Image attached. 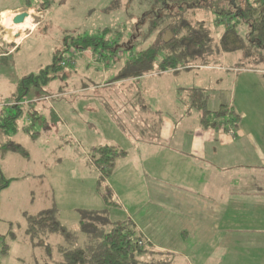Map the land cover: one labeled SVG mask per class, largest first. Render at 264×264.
I'll return each instance as SVG.
<instances>
[{
    "label": "rangeland",
    "instance_id": "1",
    "mask_svg": "<svg viewBox=\"0 0 264 264\" xmlns=\"http://www.w3.org/2000/svg\"><path fill=\"white\" fill-rule=\"evenodd\" d=\"M43 1L0 0V13L19 7L31 13L34 24L33 28L19 26L13 30L8 27L9 17L4 15L0 25V58L2 52L11 49L9 45H2V37L15 40L20 35L14 33H22L23 36L32 29L19 48L0 61V110L15 105L21 110L16 131L3 132L0 128V143L10 141L18 144L26 153L7 152L0 161V235L4 236L9 246L6 254H0V264H61L64 262L63 252L84 247L86 238L79 224L88 212L102 213L100 221H127L124 212L132 214L133 207L129 203L115 207L105 205L98 193L100 189L97 190L98 183L100 188H111L110 184L113 185L118 196L121 192L120 200L126 198L123 196L125 192L129 197H145L146 185L151 197H155V181H147L141 170L144 162L139 164L138 173H127L130 183L134 182L127 189L124 187L125 172L114 177L125 167V157L117 159L115 169L110 172L112 175L106 174L104 168L98 169L92 161V147L119 145L126 151L130 145H126L124 135L127 132L124 128L135 130L150 121L152 116L141 112L138 99L126 97L128 92L132 93L134 89L142 91L152 107L163 104L166 108V104L170 105L173 100L174 88L197 84L205 87L208 107L213 110L227 88L231 90L232 79H237L234 76L243 74L238 81L250 80V83L246 82L250 104L243 106L242 112L250 117L253 101L260 106L255 93L260 91L258 86L261 82H255L256 77L262 79L264 86V44L250 49V52L244 49L235 52L214 50L227 24L232 25L236 21L239 22L237 33L247 44L245 32L248 27L240 16L228 19L231 15L213 12L236 11L230 0H207L202 2L203 8H185L183 12L191 22L204 21L209 29L213 39L210 50L213 51L206 60L213 67H205L203 71L193 68L191 73L178 76L162 77L159 75L168 71L154 72L147 74L154 77L139 78L132 84L125 83V79L122 82L113 81L128 57L123 50L129 46L131 39L124 40L123 49L114 56L116 62L106 54L102 58L96 57L89 49L72 48L67 54L63 50L70 38L96 34L104 27L120 30L125 37H129L130 33L133 37L135 35L136 49H143L151 40H143L154 17L150 11L158 9L151 8L153 3H147V0H52L41 9L39 4ZM236 2L242 4V0ZM28 5L33 7L28 8ZM57 51L65 56L61 60V69L54 73V79L31 86L17 102L15 97L21 78L49 65ZM233 67L240 69L235 71ZM111 82L118 86H111ZM242 83L238 82L239 85ZM239 104L241 106L240 99ZM197 116V110H193L186 123L191 125ZM138 147L133 146L126 152L127 155L139 154ZM46 210L53 211L62 232L39 229L34 234L27 232L30 220ZM145 243L153 246L146 239L140 245ZM171 260L172 264H188L174 254ZM263 261L249 258L234 260V263L264 264Z\"/></svg>",
    "mask_w": 264,
    "mask_h": 264
},
{
    "label": "crops",
    "instance_id": "2",
    "mask_svg": "<svg viewBox=\"0 0 264 264\" xmlns=\"http://www.w3.org/2000/svg\"><path fill=\"white\" fill-rule=\"evenodd\" d=\"M22 10L16 7L1 12L0 25L4 15L12 21ZM31 32L32 29L23 36L14 33L21 36L15 40L2 37V45H9L11 49L2 52L0 61L15 52ZM193 68L205 70L203 66H191L159 76L186 75ZM242 75L234 76L237 79H232L231 90L227 88L222 102L219 99V104L233 108L240 115L239 126L229 127L231 130L202 129L198 116L191 125L186 123L190 114L185 113L182 103L186 95L180 88L198 87L197 84L174 88L173 100L166 108L163 104L152 107L139 90L130 91L126 96L140 95L139 110L152 117L135 130L124 128L126 145L130 146L126 151L115 146L125 152L139 146V154L126 153L125 167L114 177L125 172L124 187L129 189L134 182L130 183L127 173H138V167L144 162L141 169L144 177L155 181L156 189L155 197H151L146 185L145 197H129L125 192L126 198L120 200L121 192L118 196L110 184L115 200L119 206L129 203L133 207L132 214L124 212V218L133 222L139 234L156 248L173 253L188 264H235L234 260L239 259H264V86L262 79L256 77L255 82H261L260 91L255 93L260 106L253 101V111L247 117L242 107L250 104L246 84L250 80L238 81ZM150 76L153 75L139 78ZM139 78L124 81L132 84ZM127 104L130 106V102Z\"/></svg>",
    "mask_w": 264,
    "mask_h": 264
},
{
    "label": "trees",
    "instance_id": "3",
    "mask_svg": "<svg viewBox=\"0 0 264 264\" xmlns=\"http://www.w3.org/2000/svg\"><path fill=\"white\" fill-rule=\"evenodd\" d=\"M51 1L41 2L39 8L44 9L45 4H49ZM206 1L147 0V3H153L154 6L151 8L157 7L158 9L155 12L150 11L154 17L148 24L143 40L144 42L150 38L151 40L143 49H136L135 35L133 37L130 33L129 37H125L120 30L104 27L96 34L76 35L70 38L63 51L67 54L68 50L72 48L89 49L96 57L102 58L106 54L112 58L113 62H116L114 56L123 49L124 40L126 42L131 39L129 46L123 50L128 57L117 71L113 81L128 78L137 79L154 72L169 70L177 72L181 70L179 68L187 69L191 66L213 67L214 65L206 60V57L213 51L210 50L213 39L209 29L204 21L191 22L183 13L186 11L185 8H203L202 2ZM230 1L235 5L232 8H235L236 11L216 10L213 12L218 15H231L228 19L240 16L247 23L248 30L245 32L247 44L237 33L239 22L236 21L232 25L227 24L228 26L221 33L218 46L214 50L235 52L244 49L250 52L252 48L263 46L264 0H242L241 5L236 0ZM32 7V5H28V8ZM64 56L62 52L57 51L49 65L39 69L36 73L23 76L17 85L15 100L20 102L31 86H38L39 82L53 80L54 73L61 69L60 64ZM134 90L136 91V89ZM180 91L186 95V99L182 103L185 113L190 114L193 110H197L198 124L202 129L228 130L229 127L239 126L240 115L233 108L219 104L216 109H209L204 86L182 87ZM140 98L141 96L138 94L132 97L134 100L138 99L137 103L141 105ZM14 109L15 111H13ZM0 113L2 114L0 128L3 132L16 131L17 119L21 116L18 105L9 109L2 108ZM156 118H153L155 125L157 124ZM91 151L94 165L98 169L104 168L106 174H110L118 158L126 155L123 149L115 145L95 146L91 148ZM7 152L26 155L22 146L18 144L10 141L0 143V161ZM98 189H100L99 196L105 205H118L109 186L100 188L98 183ZM101 216H103L102 213L88 212L87 217L81 219L79 227L80 231L85 234L86 243L82 248L63 252L64 262L61 264H172V253L156 249L150 243H145L144 246L140 245V242H144L145 239L139 234L131 220L113 223L107 220L100 221ZM38 229L51 233L63 230L52 210H46L30 220L27 232L34 234L33 232H37ZM3 238L4 236L0 235V254L2 255L6 254L9 248Z\"/></svg>",
    "mask_w": 264,
    "mask_h": 264
},
{
    "label": "bare ground",
    "instance_id": "4",
    "mask_svg": "<svg viewBox=\"0 0 264 264\" xmlns=\"http://www.w3.org/2000/svg\"><path fill=\"white\" fill-rule=\"evenodd\" d=\"M33 22L31 18V13H28V16L25 18V20L20 24H13L12 21H9L8 27L15 30L17 27H23V28H33ZM11 29H6L7 31H11Z\"/></svg>",
    "mask_w": 264,
    "mask_h": 264
},
{
    "label": "water",
    "instance_id": "5",
    "mask_svg": "<svg viewBox=\"0 0 264 264\" xmlns=\"http://www.w3.org/2000/svg\"><path fill=\"white\" fill-rule=\"evenodd\" d=\"M28 16V13L25 11H22L20 13H17L16 15H14V17L12 18V23L13 24H20L22 23L25 18Z\"/></svg>",
    "mask_w": 264,
    "mask_h": 264
},
{
    "label": "built area",
    "instance_id": "6",
    "mask_svg": "<svg viewBox=\"0 0 264 264\" xmlns=\"http://www.w3.org/2000/svg\"><path fill=\"white\" fill-rule=\"evenodd\" d=\"M64 64V63H63Z\"/></svg>",
    "mask_w": 264,
    "mask_h": 264
}]
</instances>
